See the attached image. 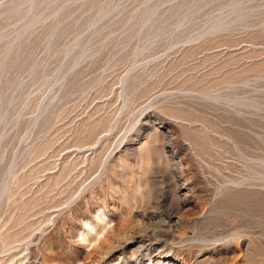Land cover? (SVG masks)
I'll return each instance as SVG.
<instances>
[{
  "label": "rangeland",
  "instance_id": "374dc122",
  "mask_svg": "<svg viewBox=\"0 0 264 264\" xmlns=\"http://www.w3.org/2000/svg\"><path fill=\"white\" fill-rule=\"evenodd\" d=\"M144 234L264 264V0H0V264Z\"/></svg>",
  "mask_w": 264,
  "mask_h": 264
},
{
  "label": "bare ground",
  "instance_id": "6f19581e",
  "mask_svg": "<svg viewBox=\"0 0 264 264\" xmlns=\"http://www.w3.org/2000/svg\"><path fill=\"white\" fill-rule=\"evenodd\" d=\"M187 195V194H186ZM149 227V226H148ZM151 227V226H150ZM115 230V229H114ZM113 231H110L109 233L111 232H114ZM118 231V230H117ZM120 231V230H119ZM124 231V230H123ZM145 231V230H144ZM116 232V230H115ZM114 232V234H115ZM129 232V231H127ZM156 232V231H155ZM108 233V234H109ZM117 233V232H116ZM122 233V231L120 232ZM102 235V234H101ZM120 235V234H119ZM131 235V234H130ZM129 235V236H130ZM117 236V235H116ZM121 236H124L121 235ZM126 236V234H125ZM168 236V235H167ZM105 237V236H104ZM103 237V238H104ZM108 237V236H107ZM105 237V239L103 240L104 242L100 243V245H105L104 243L107 242V244L110 245V243H108L111 239V238H107ZM115 237V236H114ZM153 237V236H150V235H147V234H144L143 236L142 235H133V237H130V238H126V239H123L121 240L120 242L117 241L116 238H118V236L114 239L115 242L113 243V245L111 244V248H107L106 245V249H104V247L100 246L101 247V251L100 252V260L97 261V259H94V258H90L91 260L88 261L89 263L88 264H144L143 261H141L139 258L138 259H135V255H143L144 253V250L147 251L148 255L147 257H149L150 259L152 258V256L154 257H158V256H161L164 255V260L166 263H169L172 264L171 262H174L176 259L175 256L169 254L167 251H162V247L164 246L162 243L160 242H156V243H152V244H148L147 241H150L149 239ZM124 237H121L120 239H122ZM161 239V238H160ZM164 239V238H163ZM169 239V238H168ZM167 239V240H168ZM86 240V239H85ZM99 241L101 239H98ZM101 240V241H102ZM114 240H111L112 242ZM110 241V242H111ZM170 241V240H169ZM95 243V242H94ZM114 244H117L116 246H114ZM119 244V245H118ZM99 245L98 242H96V245L95 247ZM108 246V245H107ZM114 246V247H112ZM94 247V248H95ZM99 247V248H100ZM96 250V249H95ZM91 254V253H90ZM126 255L130 256L131 258L128 260V261H122V259L124 260V258H126ZM94 256V255H93ZM133 256V257H132ZM144 256V255H143ZM99 258V257H98ZM163 258V257H162ZM156 260V259H155ZM162 262V261H161ZM163 264V263H162ZM165 264V263H164ZM174 264V263H173Z\"/></svg>",
  "mask_w": 264,
  "mask_h": 264
}]
</instances>
